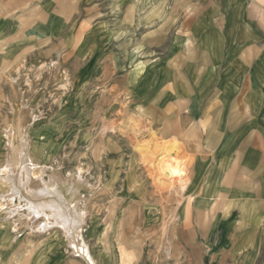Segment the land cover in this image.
I'll use <instances>...</instances> for the list:
<instances>
[{"label": "rangeland", "instance_id": "obj_1", "mask_svg": "<svg viewBox=\"0 0 264 264\" xmlns=\"http://www.w3.org/2000/svg\"><path fill=\"white\" fill-rule=\"evenodd\" d=\"M194 1L0 0V195L10 189L4 173L15 169L20 134L25 131L34 163L47 164L44 178L52 172L80 170L91 185L84 191L86 217L81 234L94 264L97 242L98 248L110 246L116 261H120L121 248L132 254L131 260L120 264H140V256L149 254L152 264H159L160 240L166 236L155 229L186 225L176 211L183 200L191 198L192 169L184 195L168 189L153 193L148 185L146 198L124 197L118 204L121 179L134 170L137 157L129 148L123 152L126 143L122 144L120 134L107 139L99 132L103 123L121 122L127 141L151 140L148 130L157 134L160 148L171 151L172 139L162 133L165 124H156L154 105L147 102L143 106L144 95L133 103L127 77L139 63L154 62L170 45V39L158 42L156 34L167 38L185 34L188 17L198 11ZM33 29L38 31L33 33ZM10 48L14 51L9 52ZM187 56L183 50L178 59L181 62ZM103 101L110 105L105 113L100 110ZM138 108L142 110L138 112ZM128 118L132 120L128 122ZM182 143L175 153L178 161L186 164L191 158L193 167L197 166ZM110 167L120 181L106 190ZM134 172L140 180L142 171ZM29 187L37 188L38 182L32 180ZM177 198L176 203L171 202ZM134 200L138 203L128 211L127 202ZM0 208V264L6 263L12 249L9 264H50L49 258L41 260L59 248L66 251V264H85L72 253L59 227L50 225L41 233L38 225L45 217L30 219L23 201L9 202L0 196ZM15 216L22 217L20 223H14ZM217 225V218L211 220V226Z\"/></svg>", "mask_w": 264, "mask_h": 264}, {"label": "crops", "instance_id": "obj_2", "mask_svg": "<svg viewBox=\"0 0 264 264\" xmlns=\"http://www.w3.org/2000/svg\"><path fill=\"white\" fill-rule=\"evenodd\" d=\"M193 5L198 11L188 17L185 34H156L170 45L127 77L133 103L139 95L145 96L143 106L152 102L156 124L166 127L162 133L181 140L197 164L190 174L191 198L176 211L186 225L155 229L166 236L157 261L264 264V0ZM183 50L188 58L180 62ZM98 245L95 264L128 261L121 259L124 249L116 261L110 246ZM143 257L140 264H152L150 254ZM47 258L50 264L67 262L62 248L41 261Z\"/></svg>", "mask_w": 264, "mask_h": 264}, {"label": "bare ground", "instance_id": "obj_3", "mask_svg": "<svg viewBox=\"0 0 264 264\" xmlns=\"http://www.w3.org/2000/svg\"><path fill=\"white\" fill-rule=\"evenodd\" d=\"M102 105H101L102 107L99 105L100 110L101 111L104 110L105 113L106 107L109 108L110 106L109 101L107 103L104 102ZM137 110H139L138 112H140L142 109L138 108ZM133 119H137V118H133ZM130 120L132 119L128 118V122ZM128 122L127 125L129 124ZM115 123L116 122L103 123L101 127V132L99 133H101L102 136H104V138L107 139H112V138L114 139L116 134H120L121 135L120 140L122 144L123 142L126 143L125 145L121 144L123 146L122 147V150H124L123 152H125L126 149L129 148L132 151L133 155L137 157V163L134 165V170L142 171V176L140 174L141 177L140 180L136 178L134 170L132 172L130 171L127 172L125 174V177L121 179L120 187L122 188L121 189L122 197L118 201V204L123 203L125 201L124 197H130L135 199L138 198L139 200L143 197L146 198V195L148 193V188H147L148 185H150L151 188L153 189V193H159L164 189H168L170 191L178 193L179 195L185 194L187 190V186L190 181L189 173L193 167L192 165L193 163L191 158L187 160L186 164H184L185 163L184 161L183 162L178 161V158L176 157L175 153L178 152L179 150L178 144L181 141H177L176 140L177 138L172 137L171 138L172 141H169L172 145L170 149L171 151L169 152L166 151L165 149L160 148V145L156 143V140L159 139V138L156 139L158 137L157 134L155 133L153 134L152 132L150 133V131L148 130L147 132H149V134L151 135L150 137L151 140L146 141L147 139L146 138L145 141H141L135 138V141L132 140L127 141L128 138H124L122 136L125 134V131H123L125 127H122L121 122H118L117 125ZM137 123L138 121H136V125ZM150 126L152 125L150 124L149 127ZM141 127L143 128V126ZM140 128H138V130ZM24 132L25 131H23L20 134L19 147L16 152L15 169L14 170L6 169V172L4 173L5 174L4 178L9 182L10 189H8L9 191L7 193L0 195L1 198L8 200L9 202H12L14 199L23 201L27 206V212L29 213V216H31L30 219L33 220L40 216L45 217V221L40 222L38 225V229L41 231V233L45 231L50 225L59 227L63 231L62 233H64V236L68 241L66 242L68 243V247L70 248L72 253L75 254L80 259H82L86 264H94V262L92 261L93 257H90L88 253L89 249H87L85 245L86 243H84L81 234V230L83 229V225H84V217H86L85 216L86 198L84 191L88 188V186L91 185H89L87 179L81 176L82 171L80 173V170H78L77 173L76 172L72 173L70 171H67L65 174H61L60 172L58 173L52 172L50 174H47L50 176H46L47 178H44L43 175L46 169V168L44 169V166L47 164L45 165L43 164L44 166H42L41 164L39 165L37 163H34L29 152V141L25 138ZM132 139L134 140V138ZM161 142H163L162 139ZM110 168H111V176H110L111 178L109 179V182L106 185L105 188L106 190H109L110 187L114 184V182L119 180L117 178L118 173L116 171H113L112 167ZM32 180H36L38 182L37 188L29 187V183ZM135 203H138V201L134 200L127 202L126 204L127 210L128 211L130 209L132 210L131 205H134ZM49 218L52 219L51 220L52 222H49L50 220L48 221ZM21 220L22 217H18L16 220H14V223L16 224L20 223ZM124 223H125V218L123 216L119 220L120 227L123 226ZM121 253H122L121 259L131 260L133 257L132 254H128L124 250Z\"/></svg>", "mask_w": 264, "mask_h": 264}]
</instances>
